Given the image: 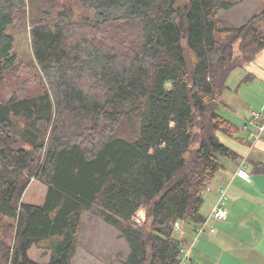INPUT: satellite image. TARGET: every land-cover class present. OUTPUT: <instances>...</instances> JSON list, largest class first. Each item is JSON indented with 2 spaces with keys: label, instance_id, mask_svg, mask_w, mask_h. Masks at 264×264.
I'll return each mask as SVG.
<instances>
[{
  "label": "trees",
  "instance_id": "1",
  "mask_svg": "<svg viewBox=\"0 0 264 264\" xmlns=\"http://www.w3.org/2000/svg\"><path fill=\"white\" fill-rule=\"evenodd\" d=\"M242 1L0 0V264H71L86 214L119 231L122 264L180 263L174 222H202L204 190L238 158L217 136L239 130L221 96L264 48V6L239 26L218 13ZM24 21L29 62L10 32ZM32 177L40 205L21 200Z\"/></svg>",
  "mask_w": 264,
  "mask_h": 264
},
{
  "label": "crops",
  "instance_id": "2",
  "mask_svg": "<svg viewBox=\"0 0 264 264\" xmlns=\"http://www.w3.org/2000/svg\"><path fill=\"white\" fill-rule=\"evenodd\" d=\"M239 69L241 75L235 83L236 95L229 93L233 90L229 86L221 96V107L227 111L230 119L240 126L238 138L229 137L231 145L229 147L238 154V158L224 159L223 168L203 193L202 205L208 201L211 204L209 212L201 210L208 224L213 206L218 200L219 189L225 187L226 199L223 206L228 210V214L217 223L222 227L218 232L196 235L194 225L184 222L181 226L179 223L177 229L182 236L181 239L187 244L183 247L188 250L186 258L188 264H198L199 261L210 264L212 259L210 257L213 254L223 259L225 254L221 253L220 245L227 247L225 240L230 238L243 244L251 253L259 252L261 255L264 250V132L257 139H252L243 129L250 110L261 109L264 106V48ZM230 103L244 105L245 110L249 109V112L240 113L238 109L230 106ZM239 168L247 172L248 178L236 173Z\"/></svg>",
  "mask_w": 264,
  "mask_h": 264
},
{
  "label": "rangeland",
  "instance_id": "3",
  "mask_svg": "<svg viewBox=\"0 0 264 264\" xmlns=\"http://www.w3.org/2000/svg\"><path fill=\"white\" fill-rule=\"evenodd\" d=\"M263 6L264 0H244L241 3L234 5L230 8L220 10L218 16L227 25L239 26L246 22L251 16L258 14L262 10ZM79 16L80 12L77 11V17ZM25 22L26 21H24V23H21L18 28L16 27L17 29L11 28L10 32L14 36V47L18 58L22 62H29L30 60H32V51L30 45L29 26L25 24ZM240 71L241 70L239 68H235L230 73L226 81V84L233 89L232 92L230 91L229 93L231 95L233 94L234 96L236 95L235 83L241 75ZM14 74L16 73L12 72L9 76V79L14 83V85L18 84L19 86L20 84H22V87L27 86L25 83L21 82V79L19 78L17 80V83H15ZM4 94H8L7 89L1 91V95ZM229 105L238 109V112L240 113L249 112V109L245 110L246 107L244 105L237 106L232 103H230ZM219 111L224 116L230 118V116H228L227 111L223 109V107L220 106ZM249 116L247 118H249ZM217 136L219 137V140L221 142L226 144L228 147L231 146L229 137H227L221 132H218ZM224 159L226 158H222V163ZM223 188L225 187H221L219 189V193L220 190ZM206 189L204 190V192H206ZM46 191L47 185L42 181L32 177L25 191L22 194L21 200L24 203L40 205L44 201ZM210 207L211 204H209V202L207 201V204L202 205L201 210L203 209L205 213H208ZM133 219L137 224H142L146 219V207L139 208L136 211ZM210 219L211 220L208 221V226L213 227L214 231L217 232L222 230V227H219L217 225L220 220H215L212 217V212ZM6 221H8L6 218L0 216V228L1 225L4 224V222ZM179 223L182 226L184 222L179 220ZM173 236L175 238L179 237L180 240L182 238L177 228L174 229ZM229 240H225L227 241V247H224L222 244L220 245L221 253L225 254L223 256V259H220V257L213 254L210 257L212 258L210 264H264V250H262L261 255L259 254V252L251 253L247 248H245L243 244L239 243L234 238H232L231 241ZM77 244V250L72 258L71 264H122L129 251L125 240L120 237L119 231L117 229L105 224L104 222L93 217L90 214H86L83 218L82 230L80 231L77 237ZM185 244L186 242L183 241L182 246H185ZM258 250L259 249H257V251ZM29 256L37 262H47L49 260L48 251L36 248L34 246L30 248ZM183 259L184 256L182 254L181 260ZM197 263L203 264L200 261ZM184 264H188V259L187 261L186 259H184Z\"/></svg>",
  "mask_w": 264,
  "mask_h": 264
},
{
  "label": "built area",
  "instance_id": "4",
  "mask_svg": "<svg viewBox=\"0 0 264 264\" xmlns=\"http://www.w3.org/2000/svg\"><path fill=\"white\" fill-rule=\"evenodd\" d=\"M252 127L254 129H252ZM243 129L248 133V136L252 139H257L259 135L264 132V106L261 109H253L250 111V116L247 118L246 123L243 125ZM239 176L243 178H248L247 172L239 168L236 172ZM226 199V189L220 190L217 203L212 209V217L215 220H221L227 217L228 210L223 206ZM179 222H174V227L178 228ZM214 228L208 226L207 220L204 219L197 226L194 227V232L196 235L203 234L205 232H213ZM181 255L183 254L184 259L187 258L188 250L182 247L180 249ZM184 259L180 261L179 264L184 263Z\"/></svg>",
  "mask_w": 264,
  "mask_h": 264
}]
</instances>
